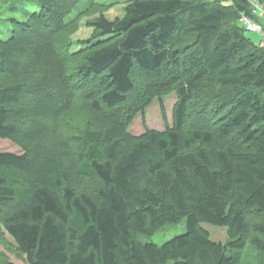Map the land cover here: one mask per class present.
<instances>
[{
	"label": "trees",
	"instance_id": "16d2710c",
	"mask_svg": "<svg viewBox=\"0 0 264 264\" xmlns=\"http://www.w3.org/2000/svg\"><path fill=\"white\" fill-rule=\"evenodd\" d=\"M35 1L40 11L13 20L10 38L0 40V75L21 60L20 46L29 53L38 39L39 51L79 58L77 74L99 90L82 97L81 118L59 107L49 127L66 134L32 152L14 118L53 87L77 95V81L60 71L51 82L38 58L23 66L36 79L14 74L0 85V140L23 152H0V225L26 263L241 264L248 243L264 256V48L240 22L247 15L261 23L251 0H128L112 20L94 15L111 3L89 0L70 16L80 0ZM91 16V36L69 53L70 32ZM170 95L171 121L163 103ZM155 101L162 125L143 120L140 133L130 132ZM67 125L79 127V148L58 139L75 141ZM183 219L185 234L161 246L138 239ZM204 223L227 228L229 242H213Z\"/></svg>",
	"mask_w": 264,
	"mask_h": 264
},
{
	"label": "rangeland",
	"instance_id": "374dc122",
	"mask_svg": "<svg viewBox=\"0 0 264 264\" xmlns=\"http://www.w3.org/2000/svg\"><path fill=\"white\" fill-rule=\"evenodd\" d=\"M89 0H80L79 1V6L76 7L70 16H73L76 14L82 7H84ZM128 0H92V3H98L103 5H110V8L102 7V11H98V13H104L107 18L113 19L116 16H121L123 11L122 8L125 6ZM91 2V1H90ZM107 2V3H106ZM253 2L257 3L255 0ZM251 4V3H250ZM260 5L259 3H257ZM89 5V2L88 4ZM102 5V6H103ZM252 5V4H251ZM261 6V5H260ZM262 7V6H261ZM40 11V6L35 0H0V40L1 41H6L10 38L12 34V21H18V22H25L28 20V18L35 13H38ZM95 16L91 17H83L81 19V24L80 27L77 28L75 31L70 32V35L67 38V43L69 45V53L73 51L79 50L85 42H87V39L91 36V29L87 28L85 25L86 21L93 19ZM258 18H260L259 24H262V28L264 31V15L263 14H258ZM40 28L36 29V31H39ZM43 31V30H42ZM247 37H249L254 45H258L261 37L257 33H252V32H246ZM40 40L34 39V42H31L30 45V52L28 53L23 49L22 46H20V53H21V60L18 62V64L14 67L11 68H6V73L5 76L0 75V85L5 82L4 78L6 76H14V74L21 75L19 79L21 80H26L31 81L36 79V74L33 72H30L28 75L23 74V66L26 65L31 66L30 62L31 59L34 61L36 59H40V62H45V67L42 68L44 69V72L47 71V73H43L47 77L48 74H50V77H47L52 81L56 82L57 76L59 77L60 71L63 72L65 71V75H73L76 79V86L78 87L77 93L80 95L78 97L74 91L70 88H67L68 91L66 92V87L60 86V89L63 90L64 92H61L60 89L57 87H53L51 91V95H49L47 92L45 93L44 91L41 93V97H35L33 96V108H31L28 111V114H21L19 117L14 118L17 119L15 120V123L18 125L20 129H23L25 132V139L24 143L28 144L29 142V149L33 152L36 149H39L38 146L40 144L43 150H46L49 148L52 140L51 138H54V135L63 134L65 135L66 132L64 130H56L57 124L54 127V129H51L49 127L50 122L48 120H52V116L54 113L57 111L59 107H61V113L62 110H65L64 112L68 114V118L72 119L74 116L78 118L82 117V110H80L83 106V98L93 100L97 95H98V84L91 80V79H84L83 77L79 76L77 74L76 68L80 65V59L77 57H72L69 56L68 53L62 57L60 55L57 57L56 55H52L47 53V47L42 46L40 48V51L37 49L38 46H40ZM80 46V47H79ZM37 51V54H36ZM55 56V57H53ZM44 57V58H43ZM62 58V59H60ZM37 62V61H36ZM38 62V63H40ZM49 63V64H48ZM47 64V67H46ZM60 64V67H59ZM51 66V67H50ZM35 70V67H32ZM32 70V69H31ZM32 73V74H31ZM39 73V72H38ZM40 76V73H39ZM60 78V77H59ZM134 80H137L140 82V77L137 79L134 78ZM75 81V80H74ZM44 82H49V81H44ZM84 82V84H83ZM50 83V82H49ZM51 84V83H50ZM29 85V84H28ZM57 85V84H56ZM55 85V86H56ZM141 86H146L147 83L144 81L140 84ZM51 86V85H48ZM30 87V86H29ZM31 88V87H30ZM34 88V87H33ZM32 88V89H33ZM34 90V89H33ZM41 88L38 89L39 92H41ZM59 90V91H58ZM28 91V90H27ZM35 91V90H34ZM32 91V92H34ZM49 95V96H47ZM55 96V101H51L50 97ZM83 97V98H82ZM132 101L134 100L133 97H131ZM175 95H170L166 99H164L163 103L165 105V110L167 114V118L169 121H171V110L172 107L175 103ZM67 101H69V107L64 106ZM87 110V109H85ZM90 112H84L83 117L88 115ZM104 117V112L102 114ZM60 118V117H59ZM143 120H145L147 127L149 128H158L160 125H162L161 122V114H160V109H159V104L158 102L152 103L145 111L144 118L142 116H136L134 120L132 121V124L130 125L129 131L136 133H140L143 130ZM45 121V122H44ZM55 121H58L55 119ZM48 125H47V124ZM156 124H160L156 126ZM69 125V124H68ZM66 126V128H69L70 132L72 133L73 136H75L74 140L75 141H66L62 140L61 138L60 141L62 142L63 145L68 146H76L79 148L80 146V140L78 139V129L79 127H72V126ZM83 127V126H82ZM43 131L45 134L39 133L37 131ZM49 133V135L47 134ZM57 132V134H56ZM40 134L42 136H40ZM134 134V133H133ZM38 137V138H37ZM48 141V143H45ZM52 138V139H53ZM0 152H8V153H14V154H22V149L15 144L12 141L9 140H0ZM249 221L251 224H257L256 218H253V216H249ZM200 226L206 230L209 235L210 239L213 242L216 243H222L226 244L229 242V237H228V232L227 228L225 227H217V226H212L210 224H200ZM186 232V220L183 219L180 223L178 224H168L164 226L160 231L155 233L152 236H145V235H139L138 239L142 243H151L155 244L157 246H161L162 244L171 241L172 239L181 236L185 234ZM252 234L254 232H251V237H254ZM248 246L246 249L242 252V263L241 264H264V256L258 253L252 246L251 244H247ZM8 264H27L26 263V257L23 256L16 248V245L12 238L8 236L5 231L3 230L2 226L0 225V264L4 263Z\"/></svg>",
	"mask_w": 264,
	"mask_h": 264
},
{
	"label": "built area",
	"instance_id": "2783aa9c",
	"mask_svg": "<svg viewBox=\"0 0 264 264\" xmlns=\"http://www.w3.org/2000/svg\"><path fill=\"white\" fill-rule=\"evenodd\" d=\"M252 4V15L258 16V14L264 15V9L257 3L253 2V0L250 1ZM240 22L247 32L257 33L260 35L261 40L258 44V47L263 49L264 48V31L262 28V25L256 22L252 17H249L247 15H242L240 18Z\"/></svg>",
	"mask_w": 264,
	"mask_h": 264
},
{
	"label": "clouds",
	"instance_id": "9594fccd",
	"mask_svg": "<svg viewBox=\"0 0 264 264\" xmlns=\"http://www.w3.org/2000/svg\"><path fill=\"white\" fill-rule=\"evenodd\" d=\"M247 32V31H246Z\"/></svg>",
	"mask_w": 264,
	"mask_h": 264
}]
</instances>
